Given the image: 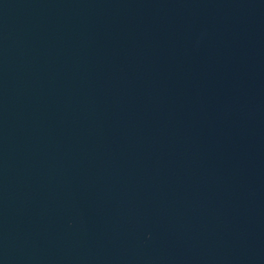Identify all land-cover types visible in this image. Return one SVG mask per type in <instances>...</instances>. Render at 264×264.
Masks as SVG:
<instances>
[{
	"label": "water",
	"instance_id": "water-1",
	"mask_svg": "<svg viewBox=\"0 0 264 264\" xmlns=\"http://www.w3.org/2000/svg\"><path fill=\"white\" fill-rule=\"evenodd\" d=\"M0 264H264V0H0Z\"/></svg>",
	"mask_w": 264,
	"mask_h": 264
}]
</instances>
